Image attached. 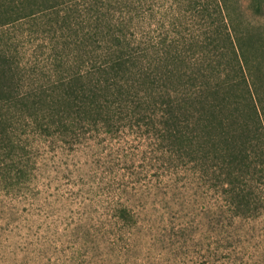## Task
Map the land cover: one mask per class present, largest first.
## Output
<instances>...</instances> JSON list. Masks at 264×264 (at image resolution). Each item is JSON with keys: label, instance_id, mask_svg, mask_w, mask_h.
Instances as JSON below:
<instances>
[{"label": "trees", "instance_id": "1", "mask_svg": "<svg viewBox=\"0 0 264 264\" xmlns=\"http://www.w3.org/2000/svg\"><path fill=\"white\" fill-rule=\"evenodd\" d=\"M230 12L225 0H0L6 220L14 202L39 206L49 163L96 148L102 221L72 234L89 263L102 248V264H136L146 207L199 198L216 243L201 264H235L245 223L264 218V48Z\"/></svg>", "mask_w": 264, "mask_h": 264}, {"label": "rangeland", "instance_id": "2", "mask_svg": "<svg viewBox=\"0 0 264 264\" xmlns=\"http://www.w3.org/2000/svg\"><path fill=\"white\" fill-rule=\"evenodd\" d=\"M225 3L230 7L238 34L245 35L249 30L264 48V0H225ZM261 67L258 84L264 87V62ZM92 151L94 156L84 150L78 156L61 158L66 162L62 166L48 164L38 181L39 206L33 205L37 210L24 202H14V214L7 221V213L0 204L3 220H0V264H91L84 248H76L72 234L85 228L92 230L93 225L96 229L102 221V151L96 148ZM203 205L199 198L189 203L175 198L161 206H155L154 202L148 205L141 216L144 228L136 233L140 244L135 263L201 264L202 257L214 262L216 243L213 238L207 240L202 230L207 217ZM36 211L38 215L30 214ZM30 218L33 219L27 220ZM245 224V238L235 245V264H264V218ZM22 225L25 228L19 230ZM94 254L95 264H102L97 259L102 248Z\"/></svg>", "mask_w": 264, "mask_h": 264}]
</instances>
